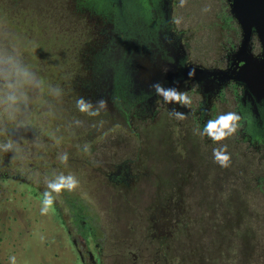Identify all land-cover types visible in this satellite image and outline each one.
Returning <instances> with one entry per match:
<instances>
[{"label":"rangeland","instance_id":"rangeland-1","mask_svg":"<svg viewBox=\"0 0 264 264\" xmlns=\"http://www.w3.org/2000/svg\"><path fill=\"white\" fill-rule=\"evenodd\" d=\"M68 3L69 0H0V58H15L34 77V83L20 89L26 99L14 109L3 102L7 88L5 82L0 85V173L6 174L0 177V264H81L76 249L85 251V261L86 250H89L99 256L102 264H118L125 242L131 244L126 245L137 257L141 253L138 248L141 240L150 246L152 242L143 239L142 218L138 222L137 217L132 223L131 217L119 214L115 206L122 203L116 202V197L102 195L105 191L100 192L96 184L79 178L82 176L74 171L70 174L78 179L79 185L73 191L65 190V195L85 203V208L71 211L62 205L57 212L54 206L47 214H42L43 193L50 190L47 184L43 185L45 176L41 168L49 159V151L71 154L72 145L86 148L91 139L94 155L98 156L103 154L100 146L108 145L105 140L111 138L110 141L114 138L128 140L126 143L134 147L143 161L154 159L156 155H163L172 162L186 160L171 177H161L166 185L173 184L170 192L180 197L183 206L190 210L192 218H188L186 236L177 237L175 242L168 241L160 250L149 248L144 264H264V198L257 197V192L247 187L256 185V179L263 176L262 161L255 152L248 168L244 166L243 162L247 164L248 159H243L244 147L235 146L236 133L215 142L200 135L202 130L191 128L184 115L174 126L164 121L161 130L138 127L133 122L130 129L123 132L126 138L115 127L107 131L110 135L83 130L68 136V118L65 115L60 120L63 110L57 95L68 71L66 61L75 58L81 41L75 36L73 17L76 16H70ZM218 10L208 0H192L187 12L195 37L191 42L193 49H203L202 44L209 48L210 35L215 34V29L209 25L213 20L207 13ZM228 112L222 108L219 115ZM184 122H187L184 126L177 124ZM116 134L118 137H114ZM32 136H36V142V138L30 142ZM206 139L213 149L226 145L231 160L223 170L208 171L209 183L214 182L213 185L199 184L194 188L187 182L197 179L194 167H199L203 156L197 152L205 149ZM9 143L12 147L5 149ZM32 144L34 149L26 156L25 149ZM144 168L152 171L153 167L144 163ZM25 181H30L37 190H31ZM52 195L54 204L61 206L60 194ZM143 198L134 197V200L138 211L143 206L142 213L147 215L145 208L152 206V198ZM197 216L199 222L196 223ZM89 224L94 229L91 241L86 239L91 234ZM70 236L76 239L77 246L72 245ZM83 242H87L85 248ZM129 260L132 261L131 256Z\"/></svg>","mask_w":264,"mask_h":264},{"label":"flooded vegetation","instance_id":"flooded-vegetation-1","mask_svg":"<svg viewBox=\"0 0 264 264\" xmlns=\"http://www.w3.org/2000/svg\"><path fill=\"white\" fill-rule=\"evenodd\" d=\"M191 2L192 0H123L124 6L119 11L112 6L111 0H69L67 9L70 16H76L73 17L75 36L81 41L73 56L75 58L66 61L68 71L62 78V86L59 85L60 95L57 98L63 110L60 120L67 116L70 129H67L68 136L83 130L107 133L114 127L124 136L123 132L134 123L142 128L152 127L153 130L155 127L163 129V122L166 120L174 126L173 123L180 119L175 118L173 110L183 113L191 128L202 131L209 120L219 116L222 108L235 112L241 118L235 132L238 137L235 146L244 147L243 159H248L247 164L243 162L244 166L248 168L255 152L261 157L263 166V176L258 181L256 179V185H247L248 190L255 191L257 197L264 198V99L257 102L252 95L245 96L244 87L237 80L238 59L246 56L253 60L261 58L264 45L253 28L244 51L240 53L239 49L245 38L240 24L230 11L229 0H208V3L213 2L219 9L207 13L210 15L208 18L213 20L209 25L215 29V34L210 35L209 48L202 44L203 49H193L191 42L195 37L191 32V19L187 12ZM134 64L136 66L132 69ZM197 71L202 72L201 75ZM190 72L193 73L191 76ZM135 74L138 75V85L132 79ZM4 82L0 79V85ZM155 84L187 93L191 104L166 102L163 96L156 93L153 87ZM80 97L93 104L104 99L107 101V109L99 116L89 117L76 107V100ZM177 124L184 126L187 122ZM106 135H110L109 132ZM33 138L36 136H32L30 142ZM111 139L105 140L108 145L100 146L103 154L98 156L94 155L91 139L86 146L87 152L77 144L72 145V153L67 154V164L60 162L62 154L49 151V159L41 168L45 176L42 182L46 186L58 175H68L74 171L82 176L79 178L96 184L100 192L105 191L102 195H113L114 199L116 197V202L122 203L115 206L119 214L131 217L132 223L135 218L138 217V222L142 218L143 239L152 242L149 246L141 240L138 245L141 252L139 259L126 245L131 244L125 242V250L119 253L118 264H144L149 248L160 250L166 247L168 241L175 242L177 237L186 236L185 227L189 224L188 218H192L190 210L183 206L180 197L170 192L173 191V184L166 185L161 179L162 176L171 177L175 170L179 171L186 160L172 162L163 155H156L154 159L143 161L134 147L126 143L128 140L114 138L110 141ZM36 140L37 138L34 139L35 142ZM208 142L206 139L205 149L197 152L203 156L199 167H194L197 179H189L187 182L189 185L191 183V187L197 188L199 184L213 185L214 182L209 183L208 171L212 168L224 169L214 161L211 151L214 147ZM232 146L234 149V145ZM33 149L34 144L26 147V156ZM144 163L152 164V171L145 170ZM0 177H6V174L0 173ZM24 183L31 190H37L30 181ZM68 195H65V191L60 193L63 200L61 206L57 203L53 205L57 212L62 205L71 211L85 208V203L69 199ZM143 196V199L152 198V206L145 208L147 215L142 213L143 206L138 211V203L134 200V197ZM72 221L75 225L74 220ZM197 221L199 222L198 216L195 218L196 223ZM221 221L223 222V218ZM88 228L91 229V234L86 239L91 241L94 229L91 224ZM70 237L72 245L77 246L76 239ZM219 238L221 239L220 236ZM86 246L87 242H83V248ZM76 253L81 264H102L99 256L93 255L89 250H86L87 261L84 258L85 251L76 249ZM146 261L149 262L148 258Z\"/></svg>","mask_w":264,"mask_h":264},{"label":"clouds","instance_id":"clouds-1","mask_svg":"<svg viewBox=\"0 0 264 264\" xmlns=\"http://www.w3.org/2000/svg\"><path fill=\"white\" fill-rule=\"evenodd\" d=\"M178 23V21H177ZM193 73L190 72L191 76ZM0 79L5 81V87L7 92L4 96L3 102L7 105L9 109H14L19 102L26 99V96L20 92V89L25 84L34 83V77L32 73L25 67H23L15 58L4 57L0 58ZM153 87L158 95L163 96L166 102H177L181 105H190L191 100L187 93H181L176 89H165L160 84H155ZM77 109L89 116L96 117L99 116L103 111L107 109V101L104 99L98 100L93 104L90 100H86L80 97L76 100ZM175 118L183 120L185 118L183 113L173 110L172 113ZM240 116L235 112H228L226 114L219 115L217 118L209 120L200 135H206L215 142H220L225 140L229 136L233 135L238 127ZM5 149H10L12 144L9 143L4 146ZM84 151H88L87 148ZM214 161L222 167H228L230 164L231 157L227 152V146L224 145L221 148L213 149ZM60 162L67 164L68 155L65 153L59 157ZM79 185L78 179L71 174L58 175L53 181H49L47 187L50 191L43 193V200L41 208L42 214H47V212L52 209L54 205V197L52 193L60 194L62 191H73Z\"/></svg>","mask_w":264,"mask_h":264},{"label":"water","instance_id":"water-1","mask_svg":"<svg viewBox=\"0 0 264 264\" xmlns=\"http://www.w3.org/2000/svg\"><path fill=\"white\" fill-rule=\"evenodd\" d=\"M112 6L121 11L123 0H111ZM230 11L237 19L243 31L244 40L239 51H244L249 33L254 28L264 45V0H229ZM119 14V13H118ZM246 52V51H245ZM246 56V55H245ZM238 66L237 80L244 87V95L256 99L257 102L264 99V49L262 57L251 59V57H241ZM134 64L133 67H135ZM201 75L202 72L197 71ZM138 75H132L135 85H138ZM157 78V77H156Z\"/></svg>","mask_w":264,"mask_h":264}]
</instances>
